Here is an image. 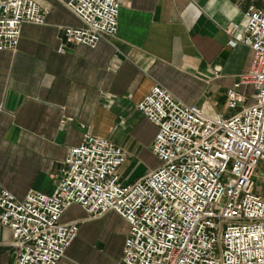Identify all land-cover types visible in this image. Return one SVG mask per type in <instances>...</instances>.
I'll list each match as a JSON object with an SVG mask.
<instances>
[{"label": "built area", "instance_id": "built-area-1", "mask_svg": "<svg viewBox=\"0 0 264 264\" xmlns=\"http://www.w3.org/2000/svg\"><path fill=\"white\" fill-rule=\"evenodd\" d=\"M64 5L81 21L64 29L67 43L94 48L117 34L118 0ZM44 20L38 0H0V50L14 51L22 25ZM224 30L231 47L251 50L247 72L227 92V108L237 111L209 113L152 86L136 108L156 127V168L122 182L126 152L84 134L65 157L55 193L18 199L0 189V224L17 250L11 264H58L78 235L77 222L62 221L73 204L91 218L112 211L127 223L121 264H264V194L254 183L264 167V10L251 8L243 27L230 22ZM241 85L254 91L249 105Z\"/></svg>", "mask_w": 264, "mask_h": 264}, {"label": "crops", "instance_id": "crops-1", "mask_svg": "<svg viewBox=\"0 0 264 264\" xmlns=\"http://www.w3.org/2000/svg\"><path fill=\"white\" fill-rule=\"evenodd\" d=\"M65 1L38 0L44 23L23 24L17 48L0 50V189L18 199L55 193L65 157L84 134L126 152L119 171L135 177L122 182L154 169L156 127L136 104L156 84L227 115V92L247 72L251 50L231 47L224 28L243 27L251 8L264 10V0H118L117 34L90 48L65 41L66 27L81 26ZM62 221L79 231L58 264H121L128 225L116 213L91 218L73 204ZM12 240L0 224V264L16 258Z\"/></svg>", "mask_w": 264, "mask_h": 264}, {"label": "rangeland", "instance_id": "rangeland-1", "mask_svg": "<svg viewBox=\"0 0 264 264\" xmlns=\"http://www.w3.org/2000/svg\"><path fill=\"white\" fill-rule=\"evenodd\" d=\"M253 89L249 86L246 93L248 94L249 96V100L247 102V105L251 104L253 102V99L251 98V94L253 93ZM237 111V110H236ZM235 110L234 111H225L227 115L233 113V112H236ZM159 165V161L158 160H155V161H152L150 166L152 168H156L157 166ZM261 171H264V167L260 166L258 171H257V175L254 177V183H255V188L259 191H261L262 194H264V183L262 181V178L260 176V172ZM128 172V171H127ZM119 175H120V179L123 180L126 178H134L135 175H130L128 173H126V171H119ZM132 176V177H131ZM76 264H85L84 262L80 261V262H76ZM102 264V263H101ZM108 264V263H107ZM117 264H120L118 261H117Z\"/></svg>", "mask_w": 264, "mask_h": 264}]
</instances>
